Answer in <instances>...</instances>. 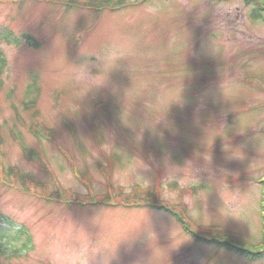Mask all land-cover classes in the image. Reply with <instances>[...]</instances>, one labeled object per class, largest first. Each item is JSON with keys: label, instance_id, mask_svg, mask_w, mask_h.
I'll use <instances>...</instances> for the list:
<instances>
[{"label": "rangeland", "instance_id": "374dc122", "mask_svg": "<svg viewBox=\"0 0 264 264\" xmlns=\"http://www.w3.org/2000/svg\"><path fill=\"white\" fill-rule=\"evenodd\" d=\"M67 3L0 0V264H264V3Z\"/></svg>", "mask_w": 264, "mask_h": 264}, {"label": "trees", "instance_id": "16d2710c", "mask_svg": "<svg viewBox=\"0 0 264 264\" xmlns=\"http://www.w3.org/2000/svg\"><path fill=\"white\" fill-rule=\"evenodd\" d=\"M64 1H68L67 4H69L70 6L71 5H75L77 3L79 5L93 6L95 8H99V9H102L103 7H109V8L120 7V5L123 4V2H124V0H64ZM244 1H245V3H248V4L251 3V2H255L254 0H244ZM71 2H76V3L70 4ZM254 14H255L256 18H260L261 11L258 8H256V9H254ZM10 36H11L10 32L4 33L3 35H1L0 40L5 41V42H9L10 41V39H9ZM24 38L30 40V38H28L27 36L26 37L24 36ZM17 42L18 41H15V43H17ZM4 64H5V58L2 56V54H0V77L2 75ZM34 103H35V97H33V99H30V101L28 102L27 107L34 106ZM0 132H1V127H0ZM34 135L37 138H39V136H45L44 134L41 133V131L39 130V127H37L34 130ZM19 144H20L21 149L23 150L24 156L28 160H30L31 158H34L35 153L33 151H31L26 145H24L22 143H19ZM5 174L15 178L19 184L24 186L25 190H28L31 185H35V183L32 181V179L29 177L28 174L19 173V170H17L13 166H10L7 169ZM135 199H137L138 201L137 202H131V203L134 204V205H137V206L142 205L143 203H141V202L145 200V199H143L141 197H135ZM107 200H108V197L105 198V201H107ZM154 200H155L154 197H151L152 203H149V204L150 205H153V204L156 205V203L153 202ZM158 209L165 210L166 212L169 211V212L175 214L176 216H178L179 219H181L182 215L179 212L172 211V209H170L168 207L158 206ZM183 220H184V218L179 220V221L183 222ZM184 228L186 229V231L192 233V231H190V229H189L190 226H185ZM220 235H223V234H220ZM195 237H197L196 238L197 240H199V238H200L199 235H197ZM203 240L207 241V242H215L216 241L218 245L226 247L229 250H233L234 249V250L238 251L242 256L247 257V258H249L251 260H253L255 258H258L261 255L259 252H251L249 250H246V249L240 247V243H241L240 241L231 242V241H224L223 239L213 240L212 238H209L207 240L205 238H203Z\"/></svg>", "mask_w": 264, "mask_h": 264}]
</instances>
